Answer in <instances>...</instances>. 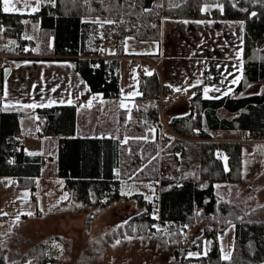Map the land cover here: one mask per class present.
<instances>
[{
    "label": "trees",
    "instance_id": "16d2710c",
    "mask_svg": "<svg viewBox=\"0 0 264 264\" xmlns=\"http://www.w3.org/2000/svg\"><path fill=\"white\" fill-rule=\"evenodd\" d=\"M52 1L53 4H41L34 13H15L4 12L0 0L3 34L16 38V48L20 49L28 43L22 37L24 20H39L41 49L47 50L52 37V52L72 55L68 59L73 61L75 69L90 89L101 91L105 97L113 100H117L120 92L117 60L78 56L98 52L92 40L93 24L84 21V17H131V22L126 26L115 29L108 24L103 26L104 32L114 33V52L119 55L123 54V40L127 36L137 40L160 38V25H152L151 19L161 9L169 16L181 19L211 18L242 23V76L226 95L205 98L199 86H196L184 112L163 117L159 94L160 91L166 94L167 86H160L155 71L139 73L140 94L134 98L130 117L126 119L124 112H120L119 133L129 137V152L125 150L127 145L120 148L117 179L113 178L112 169L115 144L110 138L73 136L76 134L74 105L37 106L32 112L36 116L37 135L61 136L58 174L64 177V188L72 198L80 200L84 206L96 208L108 207L118 200L135 202L136 212L129 219L97 237L100 239L99 250L121 236L148 234L175 244L174 258L179 263L264 264V202L258 201L257 188H249L246 196L240 193L227 199L219 195L215 187L217 182L243 181L245 155L242 142L212 139L216 131L220 136H234L242 131H246L250 138L264 136V83L260 81L264 78V0ZM205 4L217 6L201 13L200 9ZM260 39L263 44L258 47L257 41ZM15 59L17 62L23 60L20 57ZM220 108L233 115H221ZM23 114V111L0 110V174L23 175L39 171L37 159L23 154L20 144L19 118ZM164 121L177 135L203 139L195 142L176 139L169 144L174 151L171 160L182 168L173 172L172 176H161L159 179V212L160 217L170 223L168 235L163 232L164 224L150 217V200L141 193L127 196L119 192L120 178L140 181L158 178L155 144L142 137L149 127H154L158 135ZM222 156H226V166ZM192 167L194 170H191ZM17 186L28 187L33 192L35 181L20 177ZM230 225L234 228L233 244L228 259H224L218 236L223 235ZM194 227L199 229L195 235L190 233ZM192 235L194 237L188 243ZM52 239L30 246L13 262L6 261L5 252L0 246V264H54L57 259L50 254ZM194 252L199 255H189Z\"/></svg>",
    "mask_w": 264,
    "mask_h": 264
},
{
    "label": "crops",
    "instance_id": "0c3cea01",
    "mask_svg": "<svg viewBox=\"0 0 264 264\" xmlns=\"http://www.w3.org/2000/svg\"><path fill=\"white\" fill-rule=\"evenodd\" d=\"M43 3L53 4V1L46 2L45 0ZM202 8L206 9L205 6ZM83 20L85 21L84 18ZM32 25L37 27L38 40H33L26 34L27 29ZM160 28L161 35L158 40H147L157 43L155 50L136 52L132 49L138 46L136 44L139 43L138 40L128 37L124 43L123 54H115V48L112 46L114 44H108L106 46L102 45L104 48L101 46L102 48H100L97 54L78 55L79 57H101L105 60H117L118 85L120 90L117 100L105 97L101 91H92L83 76L75 69L73 61L68 59L72 55L52 52V37H50L47 50L43 51L41 49L39 20H24L22 37L28 43L23 44L20 49L16 48L17 39L14 37H9L14 38V41L2 44L0 47V55H9L14 59L11 66H5L2 61L3 59H0V110L24 112L19 118V126L22 134L20 144L23 154L36 158L39 166L37 173L33 171L24 173L23 175L0 174V182L9 178V181L14 180L17 183L20 177L30 178L35 181L34 191L32 192L30 190L31 212L34 215L58 212L57 217L52 218V226L57 227L60 232L59 234L50 235L48 238L55 239L62 235L71 236V233L74 234L75 230L77 231L79 227H83L88 217L97 215L103 208L105 209L107 207H102L100 210L93 206H84L80 200L72 198L64 188L65 179L58 174L59 139L61 136H40L36 134V116L32 112L35 107L69 104L68 100H72L73 103L71 105L75 106L76 124V134L73 136L110 138L115 144L112 169L115 175L113 178L117 179L120 148L126 145V141L129 138L127 135H121L119 133L120 112L121 110L124 112L126 119L130 117L131 109L134 106V98L140 94L138 85V75L140 72L149 74L155 71L158 74L161 87H173L180 89V92L183 88L188 87L192 91L189 97L163 98V100H167L165 103H163V100L159 102L163 117H170L184 112L188 99L193 95L196 86H199L203 97L215 98L230 93L241 79L243 65V27L240 21L216 20L211 18L181 19L170 16L162 20ZM2 29L3 27L0 24V32L4 37H7L3 34ZM262 44L263 41L261 39L257 41L258 47ZM15 57L23 58V60L17 62ZM125 61H129L130 64L128 65L132 67L130 68L132 85L128 94L123 92L124 77H128L129 75V69L124 64ZM148 61L156 63L157 66L153 67ZM143 63L147 64L151 70L147 72L144 70V67L141 69V64ZM134 67L138 71L137 75H135ZM44 68H46V71H43ZM2 73L3 78H1ZM22 75L24 76V84H21ZM234 80L236 83H232ZM197 81H200V83L197 84ZM260 81L264 83V78L260 79ZM126 86H128V83ZM206 87L210 89L207 95L204 93ZM53 89L55 90L53 91ZM216 89H219V91H216ZM34 93L46 94L47 99L43 101H20L18 99L19 95H33ZM89 101H91L90 106ZM26 105H33L34 108L26 110L16 108L17 106ZM219 111L221 115H233L232 113L224 111L222 108ZM29 113L33 116L31 120L32 126L23 130V118ZM217 133L219 131H216L215 137H217ZM158 135L155 134L154 127H149L146 129L145 135L142 138L157 141ZM243 135H248V133L242 131L234 136L223 135L218 136V138H220L219 140L241 141ZM248 138L250 139L249 143L264 142V136L258 138H250L248 136ZM243 155H245L244 167H246V161L249 160L250 156ZM10 162H13V160H10ZM224 165L226 166L227 164L224 162ZM143 182L148 181L120 178L119 192L124 195L142 194V191L135 192L130 187L134 184L142 185ZM153 182L159 183L157 181ZM9 188H12V186L10 185ZM39 190L43 197L47 196L51 200V207L41 209L39 206ZM128 190H131V192ZM144 197L148 199L147 196ZM156 198H158V193L156 194ZM16 199L20 198L17 197ZM44 201L46 203V199ZM18 203V201L16 203L11 202L13 209L10 210L18 212L16 210ZM124 204L130 205L128 207L130 209L135 207L134 200H118L108 207L112 209V207ZM10 210L6 211L0 206V212L4 219L6 229H13L17 226V223L12 222L10 218L12 217ZM39 227L36 224L33 228L35 230L39 229ZM135 236L141 237L142 235Z\"/></svg>",
    "mask_w": 264,
    "mask_h": 264
},
{
    "label": "rangeland",
    "instance_id": "374dc122",
    "mask_svg": "<svg viewBox=\"0 0 264 264\" xmlns=\"http://www.w3.org/2000/svg\"><path fill=\"white\" fill-rule=\"evenodd\" d=\"M50 1L52 0H46V2ZM43 2H45V0H12V3H14L16 8L19 9V11H15V13H34L35 11H33L32 9L37 7L39 9L40 4ZM203 6H205L206 9H203ZM203 6L201 7V9L203 10L201 11L200 9L201 13H205L206 10L211 9L217 5L205 4ZM161 10L157 13V15H155L151 19L152 25H156L152 22L153 19L158 17ZM84 19L86 22H90L91 24H93L92 40L98 51H100V48L103 47L99 40L101 36H112L111 38H114V41L116 42V37L114 33L103 31L104 25H111L112 29H115L119 26L128 25L132 20L130 16H91L84 17ZM167 20H165V22H167ZM106 21H113V23H106ZM37 31V27L35 25H32L30 28L27 29V32H25L29 37H31V39L38 40ZM128 37L131 36L125 37L123 40L124 43L126 42V39ZM131 38L134 39L133 37ZM14 40V38L4 37L0 32V47L2 46V44ZM138 42L139 43H136L138 44V46L132 50H135L136 52L139 51V53L147 50H155L157 46V43H154L152 41L149 42L147 40H138ZM112 46L114 47V45ZM124 64L127 65L129 69V75L128 77H124L125 89L123 88V92L125 94H128L131 90L132 85L130 70V68L132 67H129V61H125ZM141 65V69L144 67V70L147 72L151 70L147 64L143 63ZM135 68L136 67H134L135 75H137L138 71H136ZM43 71H46V68H44ZM127 83L128 86H126ZM21 84H24L23 75L21 78ZM18 86H20V84H18ZM191 93L192 91H190L188 87L183 88L181 90L182 97H189ZM18 99L20 101H43L47 98L46 94L34 93L33 95H19ZM165 102H167V100H163V103ZM16 108L26 110L32 109L34 108V106H17ZM32 118L33 116L30 113L28 115H25V117L23 118V130H25V128L27 127L32 126ZM166 125L167 124L164 121V126L161 130L162 132L160 131L162 133L161 136H159L160 140H152L155 144L154 157L157 159L158 178L148 182H143L142 185L134 184L130 187L132 191H142V195L147 196V200L150 201L155 199L156 194L158 193L157 188L159 187V183H154L153 181L159 182L161 176H172L173 172L181 171L182 166L177 165L176 162L174 160H171L172 158H170V156L174 154V151L172 150V147L169 144H171V142H175L176 139H183L190 142L203 140L196 136H177L176 133L173 132L168 125ZM218 136L220 135L217 134V137L214 136V138L212 139L219 140L220 138H218ZM241 141L243 142V154H246V156H250V158L248 157L249 160L246 161V167H244L243 169L244 178L241 182L242 184L232 181L217 182L215 184L216 191L219 195H222L227 199H231L233 196L239 195L240 193L241 195L245 194L246 196L249 193V188L255 187L257 188L256 194L258 201L264 202V142L249 143L250 139L248 138V135H243L241 137ZM126 145L127 146L125 147V150L127 153L129 152L127 141ZM170 151H173V153L167 154V152ZM164 157L167 161H169V165L167 164L166 167H162V162L166 161L164 160ZM222 160H224V162L226 163L225 156H222ZM191 170H194V168L192 167ZM9 187V178H6L5 180H2L0 182V206L3 207L6 211H9L10 209H13L11 207V202H19L18 208L16 209L18 212H16L15 210H10V215L12 216L10 218L12 219V222L17 223V226L13 229H6L5 227H3L0 230V246L5 252L6 261L13 262L15 260H18L31 245H34L41 241H45L50 235L59 234L60 231L57 229V227L52 226V218L57 217V211L52 213L47 212L42 215H34L31 212L32 203L30 202V189L28 187L20 186H17L16 188ZM131 190L128 191L131 192ZM38 193L40 198L39 206L41 207V209L45 207H51V200L48 199L47 196L43 197L40 194V190ZM17 197H19L20 199H16ZM45 199L46 203L44 201ZM239 201H241V199H239ZM129 206L130 205L124 204L117 207H112V209L111 207H107L105 209L103 208V210H101L102 208H99L101 211L97 215L88 217V220L84 222L83 227H79V230H75L74 234L71 233V236L62 235L59 238L52 239L50 241V254L56 257L57 259V262L54 264H195V262L193 261L185 263L177 262V260H175L174 258V247L176 246L175 244H170L168 241L165 242L162 240H158L153 236L150 237V235L148 234H139L142 235L141 237L135 236L136 234L125 235L123 237L121 236L112 241V243L108 247H104L103 250H99L100 239L97 237H99L105 231L114 228L118 225H121L136 212L135 207L133 209H130L128 208ZM36 224H38L40 227L39 229L34 230L33 227ZM198 230V228L196 229V227H194L190 233H193L195 235ZM233 234L234 228L233 225H230L225 229L223 235L218 236L222 257L230 255L233 244ZM194 235L189 238L188 243L192 241ZM117 240L120 241L119 244H116ZM192 254L193 256L199 255L197 252H194Z\"/></svg>",
    "mask_w": 264,
    "mask_h": 264
},
{
    "label": "built area",
    "instance_id": "2783aa9c",
    "mask_svg": "<svg viewBox=\"0 0 264 264\" xmlns=\"http://www.w3.org/2000/svg\"><path fill=\"white\" fill-rule=\"evenodd\" d=\"M166 17H169V15L162 9L161 12L159 13L158 17L153 19V24H160L162 22V20H164ZM174 17V16H172ZM112 37V36H111ZM110 36L108 35H103L99 38L101 44L103 46H106L108 44H115L114 38L112 39ZM0 59H3V63L5 64V66H11L14 62V59L12 56L9 55H0ZM153 67H156L157 64L156 63H151L150 61H148ZM181 96V92L177 91L176 88L173 87H168L167 88V93L163 94L162 92H160L159 94V102L163 100V98H178ZM167 126V125H166ZM162 132V131H161ZM159 133L157 141L160 140V137L162 133ZM177 135V134H176ZM178 136V135H177ZM258 138V137H257ZM167 166V162L163 161L162 162V167H166ZM10 185L12 187H15L17 185V183L12 180L10 181ZM149 215L150 217L154 218L156 220V222H158L159 224H164V230L163 232L165 233V235H168V228L170 226V223L168 221L163 220L160 217V212H159V200L156 198L154 200L151 201V205L149 208ZM5 227V223H4V219L1 215L0 212V230Z\"/></svg>",
    "mask_w": 264,
    "mask_h": 264
},
{
    "label": "snow or ice",
    "instance_id": "6c2138e0",
    "mask_svg": "<svg viewBox=\"0 0 264 264\" xmlns=\"http://www.w3.org/2000/svg\"><path fill=\"white\" fill-rule=\"evenodd\" d=\"M33 11H38V7L37 8H33L32 9ZM3 11L4 12H15V11H19V9L16 8L15 4L12 3V0H3ZM253 15H255V13H253ZM106 23H113V21H106ZM200 81H197V84H199ZM232 83H236V81H232ZM195 86V85H194ZM55 89H53L54 91ZM177 91H180V89H176ZM210 91L209 88H205L204 89V93L205 95H207V93ZM216 91H219V89H216ZM5 95H7V93H5ZM61 103H63V101H61ZM68 103L71 104L73 103L72 100H68ZM89 103V106L91 105V101L88 102ZM123 106V105H121ZM25 107H33V105H26ZM66 198V197H65ZM187 227V226H186ZM130 239V238H129ZM120 241L117 240L116 241V244H119ZM189 255H193L192 253H189ZM224 259H228V256H225Z\"/></svg>",
    "mask_w": 264,
    "mask_h": 264
}]
</instances>
